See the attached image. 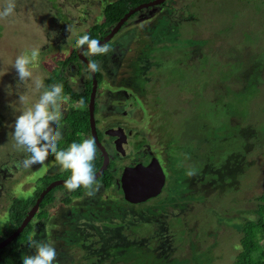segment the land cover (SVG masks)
<instances>
[{
    "label": "rangeland",
    "instance_id": "obj_1",
    "mask_svg": "<svg viewBox=\"0 0 264 264\" xmlns=\"http://www.w3.org/2000/svg\"><path fill=\"white\" fill-rule=\"evenodd\" d=\"M114 1L16 0V16L0 20V223L12 200L30 197L41 178L65 177L48 154L41 165L15 166L23 157L10 125L23 107L18 94L32 84L18 83L11 62L40 47L32 72L46 85L71 56L74 36L99 24ZM107 44L110 52L98 61V111L143 133L136 141L144 139L156 154L165 187L134 205L120 198L115 184L104 190L94 183L78 199L71 196L76 190L58 188L46 219L28 223L32 233L53 243L57 264H234L241 224L255 218L252 209L264 193V0H164L134 13ZM243 54L250 68L241 82L224 81L228 63L236 71L229 55ZM79 70L71 65L63 73L75 92L87 78ZM249 77L252 84L245 83ZM69 108L88 116L65 98L62 119ZM192 130L201 132L193 136ZM116 153L111 161L119 182L120 164L138 153L127 145L126 153ZM205 153L206 169L192 166ZM21 254L33 249L22 245L17 259Z\"/></svg>",
    "mask_w": 264,
    "mask_h": 264
},
{
    "label": "clouds",
    "instance_id": "obj_2",
    "mask_svg": "<svg viewBox=\"0 0 264 264\" xmlns=\"http://www.w3.org/2000/svg\"><path fill=\"white\" fill-rule=\"evenodd\" d=\"M16 0H6L0 4V20L16 16ZM74 45L79 48L85 46V52L90 57L84 68L87 74H94L100 70V63L91 59L94 56L103 57L110 52L108 44H101L99 40L90 38L85 32L74 36ZM40 47H31L21 51L11 62L20 84H32L30 90L19 93L17 100L23 107L11 122V139L13 147L22 154V159L15 162L18 169H27L31 165H41L46 154L54 155L61 170L68 173L63 181L67 190L79 187L91 189L95 182L93 160L97 146L94 138L81 137L68 143L65 147H58L62 139V112L59 85H42L40 77H33L32 68L40 58ZM92 195V191L87 192ZM23 246L33 249V254H21L19 264H57L56 249L52 242L35 238V233L26 236Z\"/></svg>",
    "mask_w": 264,
    "mask_h": 264
},
{
    "label": "trees",
    "instance_id": "obj_3",
    "mask_svg": "<svg viewBox=\"0 0 264 264\" xmlns=\"http://www.w3.org/2000/svg\"><path fill=\"white\" fill-rule=\"evenodd\" d=\"M151 1L153 0H116L106 5L105 8L103 9L102 21L99 24H94L93 26L88 28V30L85 32L89 35L90 38H95L97 40H100L102 37L106 36L110 32V30L124 16V14L128 12V10L130 11L131 9H134L141 4L149 3ZM126 23L127 22H125L121 26L119 32L126 25ZM76 50L77 47L75 46V49H72L71 56H69L64 61H62L61 67L58 68L55 73L53 72L50 78L46 80L47 81L46 86L52 84L59 85L60 96L63 99L67 98L69 102H73L75 105L80 106V108L84 109L88 113L89 95L93 84L90 74L86 73L87 78L84 80L82 92H75L71 90V88L67 84L68 82H66L63 77L64 70L68 66L76 65L77 68L81 70L85 68L84 65L79 61ZM228 50H230V48H228ZM84 54L85 52L83 53V55ZM246 54L248 55V53ZM229 56L230 58H233L231 61H234L233 62L234 64L232 62L231 63L234 65L236 71L234 73L233 71L234 69H229L231 64L228 63L229 71L226 73L228 74L230 73L229 74L230 78L224 81L240 83L241 74L244 73L248 68H250L248 64L249 63L248 57L244 56V54L242 56L239 55L240 57H237L238 55L237 56L229 55ZM89 58L90 57H87V59ZM91 59L99 61L101 57L94 56L91 57ZM216 66H222V65H220L219 63L216 64ZM231 67L233 68V66ZM230 70L232 71L230 72ZM95 78L97 83L100 85L102 81V76L98 71L95 73ZM245 83L252 84L251 78L249 77ZM95 111H96V104H95ZM63 122L67 125L68 132L67 134L64 135V139L58 143L59 144L58 147H65L68 143L75 140H79L81 137L84 136L91 137L88 117H82L80 109L77 110L69 109L63 117ZM241 132L243 133L244 130H241ZM207 133H208L207 131L204 132L205 135H207ZM97 136H98V140L100 141V137L98 133ZM212 145L213 144L211 141L209 143V146ZM250 149L251 147L247 149V152H249ZM207 156L208 153L204 160L206 163L205 165L211 163L210 160H208ZM51 160L53 163H57L55 161L54 155L51 156ZM100 162H101L100 152L97 150L96 156L93 160L94 173L99 169ZM64 175L65 177L63 178L60 176H53V175L44 176L39 180L40 185L38 187L36 186L33 189L30 197L24 200H18V199L12 200V202L10 203L7 209L8 212L7 218H5L2 223H0V242L6 239L8 236H10L17 229V227L21 224V222L23 221L27 213L30 211V209L33 208L32 206L34 205L41 191L52 181L58 179L65 180L68 176V173L64 171ZM113 180H114V173L112 172V165H109L107 170H105L102 173V175L95 181V183L101 184L106 189L113 183ZM62 187L64 186H58L52 189L43 198V200L39 205L40 208L33 217L35 220L42 221L46 219L48 208H50L49 206H51L54 202V193L58 188H62ZM84 189L85 188L83 187H79L75 189L76 192L72 193L71 195L72 198H79L80 197L79 192ZM256 200L257 203L254 209H252V213L254 214L255 218L253 220L244 219L241 224L239 249L235 257L234 264H264V193L260 194ZM69 202H70L69 198L68 199L65 198L63 200V203L66 205L69 204ZM32 231H33L32 224H28L23 229V231L18 235L17 238H15L8 246L0 250V264H19V260L17 259V252L22 247L24 238L26 236L31 235Z\"/></svg>",
    "mask_w": 264,
    "mask_h": 264
},
{
    "label": "water",
    "instance_id": "obj_4",
    "mask_svg": "<svg viewBox=\"0 0 264 264\" xmlns=\"http://www.w3.org/2000/svg\"><path fill=\"white\" fill-rule=\"evenodd\" d=\"M164 0H153L149 3H144L137 6L130 11L116 23V25L110 30V32L102 37L99 42L101 44H107L119 31L121 26L127 22V20L136 12L142 10L143 8H148L152 6H156L162 4ZM85 46H81L77 49V57L78 59L86 65L87 58L83 55L85 51ZM91 80L93 82L91 87V92L89 95L88 101V114H89V128L91 137L94 138L95 144L97 149L100 151L102 155V162L99 169L95 172V181L102 175V173L107 169L109 159L108 155L98 141L96 135V128H95V120H94V110H95V97H96V89H97V81L95 78V73L90 74ZM120 138L121 135H118ZM117 149H121L124 153H126V145L122 142L121 146H117ZM64 180H56L47 187H45L41 193L39 194L38 198L36 199L33 208L27 213L21 224L17 227V229L6 239L0 242V250L8 246L18 235L23 231V229L28 225V223L32 220L38 209L40 208L39 205L43 198L55 187L57 186H64ZM165 184V176L164 173L156 159H152L150 163L146 166L137 165L131 168H125L121 174V178L119 181L120 190L122 192V196L124 201L129 204H139L142 202L147 201L150 198H154L161 193L162 188Z\"/></svg>",
    "mask_w": 264,
    "mask_h": 264
},
{
    "label": "flooded vegetation",
    "instance_id": "obj_5",
    "mask_svg": "<svg viewBox=\"0 0 264 264\" xmlns=\"http://www.w3.org/2000/svg\"><path fill=\"white\" fill-rule=\"evenodd\" d=\"M164 2V1H163ZM119 32V31H118ZM78 49V48H77ZM85 52V51H84ZM83 52V53H84ZM84 56L87 58L88 57V55L86 54V52H85V54H84ZM80 61V60H79ZM81 62V61H80ZM82 63V62H81ZM83 64V63H82ZM84 65V64H83ZM75 67L77 68V66L75 65ZM84 67H85V65H84ZM77 70H79L78 68H77ZM80 71V70H79ZM102 76V75H101ZM63 77H64V74H63ZM102 80H103V77H102ZM101 84H102V81H101ZM100 84V85H101ZM99 85V84H98ZM97 85V86H98ZM72 90V89H71ZM97 90L98 89H96V97H97ZM96 97H95V104H96V111L94 110V120H95V128H96V135H97V133L99 134V137H100V143H101V145L104 147V149H105V151H106V153H107V155H108V159H109V163H108V166L109 165H112V172L114 173L115 172V168H116V165L114 164V163H112V161H111V156L113 157L114 156V154H115V156H117V153H116V148H117V146L119 145V146H121L122 145V142L123 143H125V145H127L128 147H129V149L131 148V149H135V153H138V158L136 159H133L134 160V162H130V163H126V164H120V168L117 170L118 172H121L120 174H119V176H120V178H121V174H122V172H123V170L125 169V168H131V167H135V166H137V165H143V166H146V165H148L149 163H150V161L152 160V159H156L157 161H158V158H157V156H156V154H154V153H152L151 152V150H150V148L146 145V144H141L142 143V141L144 140H142V139H140L141 141H139V142H137L136 141V137H140V135H138V134H143L141 131H137L136 129H133V128H128V126H126V127H124V126H122L121 124H119V123H117V121H114L113 120V118L111 117V114L110 115H108V117L106 118V117H104V119H103V117L100 115V113H99V111H98V109H99V105L97 104V99H96ZM107 107V109H108V107H111V105H109V103H108V105H106ZM133 106H135V105H133ZM69 109H71V108H69ZM68 109V110H69ZM67 110V111H68ZM75 110H77V109H75ZM98 111V112H97ZM66 114V113H65ZM64 114V115H65ZM88 114V113H87ZM99 114V115H98ZM126 115V114H125ZM98 116V117H97ZM88 122H89V114H88ZM109 117H110V119H109ZM106 118V119H105ZM105 120L106 122H104V121H102L101 122V120ZM63 120V119H62ZM64 123V122H63ZM64 129H65V131H64V134H63V136L65 135V134H67V125L64 123ZM133 126V125H132ZM133 132V133H132ZM198 132H201V131H196V130H192L191 132L189 131V133L190 134H193V136H195ZM91 135V134H90ZM118 135H121V137L119 138L118 137ZM135 135V136H134ZM203 136H204V134H201V133H199V135H198V137L199 138H201V140L199 139V141H203L202 140V138H203ZM97 138H98V136H97ZM102 139H103V141H104V143L105 144H103L101 141H102ZM132 139H134L133 141H132ZM196 140V139H195ZM145 141H146V139H145ZM203 144H205L204 142H203ZM147 147V149H145ZM98 150V149H97ZM99 151V150H98ZM141 151V152H140ZM100 152V151H99ZM128 153V152H127ZM132 153H130L129 155H131ZM201 156V155H200ZM100 157H101V162H102V155H101V153H100ZM204 156H202V158H203ZM114 158V157H113ZM101 162H100V165H101ZM158 163H159V165H160V162L158 161ZM193 165L192 166H195L196 168H198L199 170H201V166L203 165V167H204V165L206 164L205 163V161H202V159L200 160H198L197 161V159L196 160H194L193 161ZM56 164H58V163H56ZM108 166H107V168H108ZM100 167V166H99ZM160 167H161V169H162V171H163V167L160 165ZM205 169H206V165H205ZM107 170V169H106ZM163 173H164V171H163ZM164 176H165V174H164ZM58 180H64V179H58ZM168 180H170V178L168 179ZM56 181V180H55ZM120 181V180H119ZM52 182H54V181H52ZM51 182V183H52ZM165 182H166V176H165ZM95 183V182H94ZM50 184V183H49ZM99 184V183H98ZM113 184H115L116 185V191H117V193H119L118 195L120 196V198L124 201V199H123V196H122V192H121V190H120V186H119V182H118V180H117V177H116V175L114 174V180H113V183L108 187V188H104L101 184V186H102V188L104 189V190H109L110 188H111V186L113 185ZM47 187V186H46ZM58 187V186H57ZM164 187H165V185H164ZM163 187V188H164ZM56 188V187H55ZM163 188H162V190H163ZM161 190V191H162ZM55 194V193H54ZM159 196V195H158ZM157 197V196H156ZM80 198V197H79ZM74 199H78V198H74ZM121 200V201H122ZM125 203H127L126 201H124ZM70 203V202H69ZM129 204V203H128ZM131 205V204H130Z\"/></svg>",
    "mask_w": 264,
    "mask_h": 264
}]
</instances>
